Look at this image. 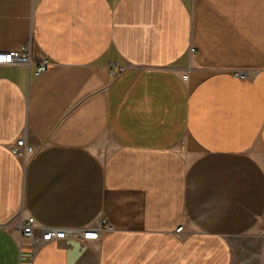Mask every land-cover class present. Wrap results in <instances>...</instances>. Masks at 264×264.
Wrapping results in <instances>:
<instances>
[{
  "label": "crops",
  "instance_id": "crops-1",
  "mask_svg": "<svg viewBox=\"0 0 264 264\" xmlns=\"http://www.w3.org/2000/svg\"><path fill=\"white\" fill-rule=\"evenodd\" d=\"M23 45L0 65V264H264V0H0V51ZM27 217L112 229L32 246Z\"/></svg>",
  "mask_w": 264,
  "mask_h": 264
},
{
  "label": "built area",
  "instance_id": "built-area-1",
  "mask_svg": "<svg viewBox=\"0 0 264 264\" xmlns=\"http://www.w3.org/2000/svg\"><path fill=\"white\" fill-rule=\"evenodd\" d=\"M194 48H190V52H194ZM31 62V51L29 45H23L16 49H11L8 51H0V65H29ZM50 65L49 60L46 57H41L38 61L35 69V73L39 74L44 71ZM125 64L119 62H111L109 65L110 76L115 77L125 70ZM235 76L243 77L244 73L242 71L234 72ZM186 76H183L185 79ZM11 151L15 155H26L34 152L32 146L27 145L23 138H18L14 145L11 147ZM112 227L107 224L105 219L102 220V226L98 229L92 230H82V229H64L55 228L49 226L37 225L33 217H27L21 225V233L27 237L32 246H40L44 243L63 239L67 236H77L81 235L84 241L96 240L100 237L103 231L111 230ZM182 230V226H178L176 231ZM24 264H33V252L25 256Z\"/></svg>",
  "mask_w": 264,
  "mask_h": 264
}]
</instances>
